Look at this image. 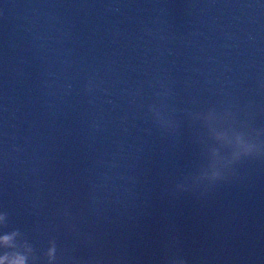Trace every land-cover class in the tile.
Here are the masks:
<instances>
[{
  "label": "water",
  "instance_id": "1",
  "mask_svg": "<svg viewBox=\"0 0 264 264\" xmlns=\"http://www.w3.org/2000/svg\"><path fill=\"white\" fill-rule=\"evenodd\" d=\"M0 264H264V0H0Z\"/></svg>",
  "mask_w": 264,
  "mask_h": 264
}]
</instances>
